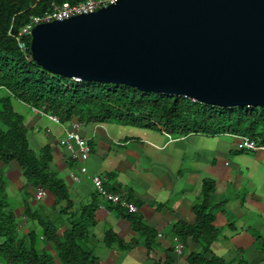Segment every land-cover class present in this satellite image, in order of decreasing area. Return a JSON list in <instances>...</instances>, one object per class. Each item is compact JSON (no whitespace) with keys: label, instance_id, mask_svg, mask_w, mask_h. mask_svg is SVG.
I'll return each instance as SVG.
<instances>
[{"label":"crops","instance_id":"crops-1","mask_svg":"<svg viewBox=\"0 0 264 264\" xmlns=\"http://www.w3.org/2000/svg\"><path fill=\"white\" fill-rule=\"evenodd\" d=\"M18 111L24 115L31 149L51 148V169L65 181L75 205L70 213L91 202L96 192L89 176L99 175L108 191L122 193L138 207L135 214L154 232L155 248L149 250L131 221L116 210L118 205L99 197L96 225L88 240L99 264H189L191 253L204 254L201 245L191 240L184 243L173 233L178 223L194 224L193 207L206 180L215 182L212 205L219 230L212 253L227 264H264V151H240L232 135L174 138L160 130L115 122L85 124L83 135L89 138L91 152L85 163L88 174L80 175L82 163L73 162L60 144L66 123L58 124L27 105H19ZM72 174L79 175L81 181L75 182ZM0 176L7 181L8 199L23 237L38 227L24 216L25 203L33 207L41 203L50 209L54 199L37 200V190L26 188L22 169L15 161H0ZM62 206L52 211V218L62 214ZM62 215L67 225L69 215ZM108 230L136 246L124 251L106 247ZM178 242L184 245L181 254L175 252ZM38 248L55 254L43 237Z\"/></svg>","mask_w":264,"mask_h":264},{"label":"trees","instance_id":"trees-1","mask_svg":"<svg viewBox=\"0 0 264 264\" xmlns=\"http://www.w3.org/2000/svg\"><path fill=\"white\" fill-rule=\"evenodd\" d=\"M83 1L0 0V85L12 93L0 96V161L5 164L17 162L26 188H43L54 199L50 209L41 203L33 207L25 201L24 216L42 228V232L31 230L21 237L14 208L8 199L7 181L0 176V263L3 264H99V258L88 242L91 229L96 225L99 196L95 193L89 204H82L70 213L75 205L67 184L51 169L52 150L49 146L39 151L31 149L19 105L55 116L61 123L72 119L86 125L115 122L160 130L174 138L190 134H229L264 142V107L220 108L186 97L144 93L125 85L76 82L44 71L20 52L15 37L32 16L52 12L54 5L64 2L75 5ZM214 195L215 182L204 181L201 195L193 207L194 224L178 223L175 227L174 237L184 243L191 240L203 247L204 254L189 255V264H227L211 250L219 235L215 226L216 207L212 205ZM60 205H63L61 213L69 215L67 225L62 214H57V219L52 218V211ZM116 210L131 221L149 250L155 248L154 232L140 216L129 214L120 206H116ZM63 227L66 229L62 230ZM41 237L55 254L38 248ZM104 245L122 251L136 246L133 242L122 241L110 230L105 232Z\"/></svg>","mask_w":264,"mask_h":264},{"label":"water","instance_id":"water-1","mask_svg":"<svg viewBox=\"0 0 264 264\" xmlns=\"http://www.w3.org/2000/svg\"><path fill=\"white\" fill-rule=\"evenodd\" d=\"M30 51L67 79L264 107V0H118L35 26Z\"/></svg>","mask_w":264,"mask_h":264},{"label":"built area","instance_id":"built-area-1","mask_svg":"<svg viewBox=\"0 0 264 264\" xmlns=\"http://www.w3.org/2000/svg\"><path fill=\"white\" fill-rule=\"evenodd\" d=\"M118 0H84L81 3L72 5L69 2H64L61 5H54L52 12H47L41 16H32L30 18L29 23H27L24 27H22L16 38L17 46L20 52L29 60L32 61L31 54H29L30 45L29 42H31V35L32 31L34 30L35 26L41 24V23H49L53 20H65L70 17H74L77 15L82 14H89L94 13L102 8H106L114 3H116ZM12 27L9 30V35H11ZM76 82H80L81 80L79 78L73 79ZM4 93L12 95L11 92L6 90L3 86L0 85V96ZM33 111L36 113H39L41 115H46L43 112L39 111L38 109H35L31 107ZM52 121L58 123H61L57 117L47 115ZM85 127V123L78 120V119H72L65 125V137L60 141V144L69 152L70 159L73 162H79L82 163L80 165V175H86L88 174V169L85 165V163L88 161L90 157L91 147L89 143V138H86L83 135V130ZM228 136L229 134H223ZM237 140V148L240 151H264V142L258 140V139H251L246 136H239V135H232ZM92 186L96 192V194L112 203L116 204L120 207L127 208V210L130 213H137L138 207L126 201L123 197L124 195L122 193H116V192H110L108 191L104 186V179L99 175H93L89 176ZM72 178L75 182H80L81 177L76 174H72ZM48 196V193L43 188H38L35 194V198L37 200H43ZM184 245L180 242L177 243L175 246V252L178 254H181L183 252Z\"/></svg>","mask_w":264,"mask_h":264},{"label":"rangeland","instance_id":"rangeland-1","mask_svg":"<svg viewBox=\"0 0 264 264\" xmlns=\"http://www.w3.org/2000/svg\"><path fill=\"white\" fill-rule=\"evenodd\" d=\"M10 201H11V199H10ZM36 207H38V206H36ZM45 207V206H44ZM46 208V207H45ZM55 219V218H54ZM34 230L37 232V233H41L42 232V228H40V227H35L34 228Z\"/></svg>","mask_w":264,"mask_h":264}]
</instances>
